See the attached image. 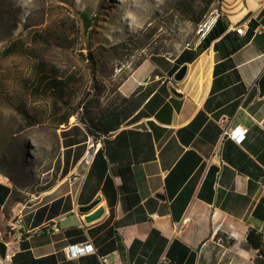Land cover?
Returning <instances> with one entry per match:
<instances>
[{"label":"crops","instance_id":"obj_1","mask_svg":"<svg viewBox=\"0 0 264 264\" xmlns=\"http://www.w3.org/2000/svg\"><path fill=\"white\" fill-rule=\"evenodd\" d=\"M219 10L229 38L218 49L220 37L205 49L198 41L149 54L129 71L122 95L151 82L155 89L98 139L81 184L68 178L84 169L91 139L78 121L58 130V178L13 203L23 223L9 241L0 229L8 264H100L101 255L112 264H255L246 237L250 229L264 235V0H220ZM226 124L246 127L245 140H224L209 161ZM1 177L3 217L13 187ZM100 206L99 218L82 221ZM49 221L59 231L40 230ZM85 241L96 253L66 257V244Z\"/></svg>","mask_w":264,"mask_h":264},{"label":"rangeland","instance_id":"obj_2","mask_svg":"<svg viewBox=\"0 0 264 264\" xmlns=\"http://www.w3.org/2000/svg\"><path fill=\"white\" fill-rule=\"evenodd\" d=\"M178 0H5L3 8L10 10L5 20L6 26L0 27V170H6L15 185L7 178L13 192L8 198L0 215V229L3 241H9L5 220L11 223L15 216L12 205L15 201L25 203L28 198L23 192H37L50 186L58 178L60 166L58 129L50 125H27L18 114L15 103L22 98L31 108L34 99L27 97L25 81L33 74L31 62L25 57L13 54L1 55V51L11 41L21 40L27 43L24 25L43 27L55 18L77 19V12L87 11L93 20L85 39L80 36L72 51L51 49L44 60L56 65L61 71L79 70L84 73V64L76 52L85 54L86 46L114 42L121 39L143 41L147 53L159 52L173 55L186 46L196 44L202 37L207 25L220 14L216 1L199 25L191 24L179 14L172 18ZM200 7L199 0L194 2ZM178 13V12H177ZM180 13V12H179ZM11 33L9 34V31ZM82 48V49H81ZM135 56V55H134ZM139 56V53L135 58ZM115 67L114 74L116 73ZM87 78L88 75L85 74ZM89 83V81H88ZM77 121L74 116L69 123ZM94 142L91 140L89 145ZM0 174V180L2 179ZM3 190H0L2 196ZM0 264L8 260L0 255Z\"/></svg>","mask_w":264,"mask_h":264},{"label":"trees","instance_id":"obj_3","mask_svg":"<svg viewBox=\"0 0 264 264\" xmlns=\"http://www.w3.org/2000/svg\"><path fill=\"white\" fill-rule=\"evenodd\" d=\"M4 1L0 0V27L6 26L5 20L10 15V10L6 11V6L3 8ZM195 1L178 0L172 18L179 14L184 20L197 26L204 20L211 6L220 0H199L200 7L194 6ZM76 15L77 19H52L40 28L33 25L43 24L45 15L39 23L25 24L27 43L21 40L11 41L2 49L1 55L18 54L31 62L33 74L30 80L25 81V87L28 91L27 97L34 99V104L28 108L22 98L15 103L16 111L27 125L43 123L61 129L67 126L69 119L74 116L83 124L90 139L96 143L102 135L118 129L155 89L156 83L151 82L137 86L128 96L119 92V87L127 78L129 71L139 66L147 55L152 54L147 53L144 48L151 35L143 41L121 39L111 43H100L93 48L86 46L85 54L76 52L84 64V73L79 70L61 71L56 65L46 62L43 57L51 49L72 51L81 35L88 40L86 34L93 20L87 11L77 12ZM225 30L226 24L219 14L212 25L204 31L198 46L205 49L220 37L214 43V48L218 49L219 44L229 38V33L224 34ZM235 33L238 35L236 31ZM137 53L139 56L135 58ZM128 63H131L130 68L121 67ZM117 66L121 67L118 75L114 74ZM85 74L88 75L87 78ZM0 174L15 185L8 171L0 170ZM247 237L249 246L253 250H259L254 257V263L264 264L262 242L264 235L250 229ZM4 247L0 243L2 251Z\"/></svg>","mask_w":264,"mask_h":264},{"label":"built area","instance_id":"obj_4","mask_svg":"<svg viewBox=\"0 0 264 264\" xmlns=\"http://www.w3.org/2000/svg\"><path fill=\"white\" fill-rule=\"evenodd\" d=\"M219 14H217L214 19L207 25L206 30L212 25V23L214 22L215 18L218 16ZM234 31H236L238 34H243L244 33V26L241 24L239 26H236L234 28ZM131 63L126 64V66H121V67H126V68H130ZM121 67H118L116 69V73H118L121 69ZM246 133H247V128L244 127L243 125H234L231 126L229 124H226L222 127V131L221 134L219 136L218 142L216 143V145L214 146L211 156H210V160L212 161L215 158L219 157V145L221 144V142H223L224 140H230L232 143L240 146L243 141L245 140L246 137ZM96 150V146L94 145H89L86 155L82 161V170L80 173H73L70 178H68V180L70 182H78L81 184V182L83 181L85 174H86V169L88 168L90 162H91V157L93 155V153ZM262 185H264V180L262 182ZM153 218L156 217L155 214H153L152 216ZM23 223V219L21 215H16L14 220L11 223L7 224V232H8V236H12L13 233L15 231H17V228H19V226H21ZM40 230L45 231V232H57L59 231V226L57 221H49L44 223ZM27 233L29 231H26ZM262 242L264 243V237L262 239ZM64 251L66 254V257L68 259H74L77 258L79 256L82 255H86V254H92V253H96V249L94 247V245L90 242V241H85V242H75V243H68L66 244V246L64 247ZM255 255L259 252L258 249L254 250ZM6 257H8V255H6ZM99 262L100 264H112L109 257L106 255H101L98 256Z\"/></svg>","mask_w":264,"mask_h":264},{"label":"water","instance_id":"obj_5","mask_svg":"<svg viewBox=\"0 0 264 264\" xmlns=\"http://www.w3.org/2000/svg\"><path fill=\"white\" fill-rule=\"evenodd\" d=\"M185 72H186V66L183 65L174 74V76H173L174 80H176V81L181 80L183 78ZM172 93L176 94V91L174 89H172ZM95 203L96 202H93L92 204H90L88 206H81L79 208V211L83 212V213L87 212L93 205H95ZM103 212H104V208L102 206H100L93 213L88 214V215L86 214V215L82 216V221L84 223H89V222L99 218ZM247 239H248V237H246V240Z\"/></svg>","mask_w":264,"mask_h":264},{"label":"bare ground","instance_id":"obj_6","mask_svg":"<svg viewBox=\"0 0 264 264\" xmlns=\"http://www.w3.org/2000/svg\"><path fill=\"white\" fill-rule=\"evenodd\" d=\"M98 142V141H97ZM97 142L96 143H93L92 145H97Z\"/></svg>","mask_w":264,"mask_h":264}]
</instances>
